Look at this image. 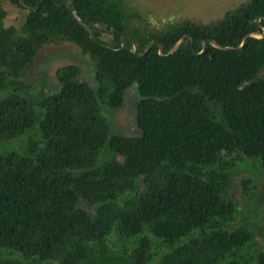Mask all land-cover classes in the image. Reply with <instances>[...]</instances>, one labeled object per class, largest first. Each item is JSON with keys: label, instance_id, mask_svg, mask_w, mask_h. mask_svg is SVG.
Returning <instances> with one entry per match:
<instances>
[{"label": "trees", "instance_id": "1", "mask_svg": "<svg viewBox=\"0 0 264 264\" xmlns=\"http://www.w3.org/2000/svg\"><path fill=\"white\" fill-rule=\"evenodd\" d=\"M9 1L27 14L6 27L0 0V264H264L229 198L235 169L264 173V37L237 49L263 32L264 0L164 30L131 26L122 0ZM62 42L91 60L95 84L68 65L34 101L24 72ZM132 89L138 133L112 134L106 112ZM241 185L254 200L253 180Z\"/></svg>", "mask_w": 264, "mask_h": 264}, {"label": "rangeland", "instance_id": "2", "mask_svg": "<svg viewBox=\"0 0 264 264\" xmlns=\"http://www.w3.org/2000/svg\"><path fill=\"white\" fill-rule=\"evenodd\" d=\"M126 12L135 17L131 26H147L150 29L164 30L168 24H178L182 21H192L200 25H209L223 19L228 12L247 4L250 0H122ZM3 9L7 11L6 27L20 29L24 23L27 11L14 5L9 0H2ZM109 39L110 35L104 34ZM68 65L80 67V77L94 85V69L91 60L82 57L80 49L70 42L47 44L44 46L29 66L21 81L25 84L27 96L34 101L56 92L59 88L57 71ZM264 78V71L261 75ZM138 95L135 89L127 91L125 103L119 109L107 110L112 134L132 136L138 129L134 121L135 101ZM239 167L234 170L233 184L230 187L229 198L233 200L241 214V218H250V229L255 234L257 247L264 246V173L261 169ZM249 177L256 184L251 188L255 193L254 200L243 196L241 181ZM257 210V214L253 211Z\"/></svg>", "mask_w": 264, "mask_h": 264}, {"label": "water", "instance_id": "3", "mask_svg": "<svg viewBox=\"0 0 264 264\" xmlns=\"http://www.w3.org/2000/svg\"><path fill=\"white\" fill-rule=\"evenodd\" d=\"M43 1V0H42ZM20 4L21 5H25L24 4V0H19ZM73 15L75 17V19L77 20V22L82 25L85 30L90 34V38L92 40H95V36L93 35L92 31L89 29V27L81 20V18L78 16V13H77V10H76V7L73 5ZM261 18L262 17H257L256 18V22L257 24H259V26L263 29V32L260 33V32H253V33H250L249 35H247L244 40L242 41L241 45L237 48V49H242L248 42V38H255V39H262L264 37V26H262L260 24V21H261ZM187 36H184L182 37L176 44L175 46L167 53L168 56L170 55H174L175 53H177V51L180 49V47L183 45V43L185 42ZM192 41V39H191ZM156 43L155 42H151L150 45L146 48L145 52H143L142 54H139L140 57H143L145 56L151 49L152 47L155 45ZM210 44L212 46H214L215 48L217 49H220V50H224V51H229V50H233L235 49L234 47H222L220 46L216 41L214 40H211L210 41ZM125 46V37H122V47ZM158 47H159V54L161 56H164L165 55V49L164 47L161 45V44H158ZM207 49V41H204L203 42V50L200 54H203L205 52V50ZM133 53H138V46L137 44H134V49L132 50Z\"/></svg>", "mask_w": 264, "mask_h": 264}]
</instances>
